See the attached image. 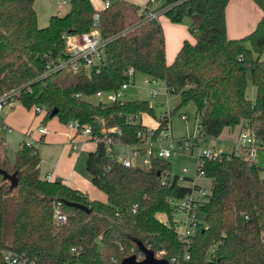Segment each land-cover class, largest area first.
Wrapping results in <instances>:
<instances>
[{
  "label": "trees",
  "instance_id": "16d2710c",
  "mask_svg": "<svg viewBox=\"0 0 264 264\" xmlns=\"http://www.w3.org/2000/svg\"><path fill=\"white\" fill-rule=\"evenodd\" d=\"M228 1L164 0L156 11L173 23L188 18L194 38L184 39L167 64L161 23L146 18L150 1L139 6L112 0L98 11L100 34L106 40L101 63L88 76L68 69L42 76L48 64L66 57L64 35L89 30L96 12L92 0H69L68 10L52 15L45 27L37 24L35 0H0V95L16 89L18 103L43 109V120L57 116L64 124L75 120L89 125L96 147L86 153L85 169L91 183L106 195V201L90 200L59 178L48 181L41 176L35 144L21 143L13 164L0 155V168L17 177V185L10 188L0 175V264L5 250L32 264H118L132 254L141 258L136 241L170 264H264L260 166L234 151L203 160L211 190L197 209L199 221L188 244L183 245L170 200L182 198L190 187L175 181L161 184V172L170 170L168 160L151 158L146 169L125 167L109 151L111 144L136 142L137 131L145 125L128 122V116L154 115L153 107L147 99L88 100L98 91L117 90L132 67L163 81L167 91L178 96L171 118L192 102L198 129L207 139L242 121L264 149V0H253L262 16L250 33L238 38L226 33ZM247 68L254 100L246 96ZM163 122L160 118L158 126ZM112 127L118 130L102 132ZM54 204L67 215L66 221L53 220ZM160 213L166 214V223Z\"/></svg>",
  "mask_w": 264,
  "mask_h": 264
},
{
  "label": "built area",
  "instance_id": "2783aa9c",
  "mask_svg": "<svg viewBox=\"0 0 264 264\" xmlns=\"http://www.w3.org/2000/svg\"><path fill=\"white\" fill-rule=\"evenodd\" d=\"M103 7L101 9L110 6L112 0H102ZM60 6L66 4V0H61L59 2ZM96 9V8H95ZM101 9H96L93 15V19L89 30L82 33L66 34L63 36L65 43V55L66 57L59 58L57 61L46 66V70L42 76L47 75L52 71L68 69L71 72L83 71L87 76L93 68H96L102 61L104 55V47L106 40L102 38L99 30V14L98 11ZM144 9L141 8L140 12ZM161 13V12H160ZM160 13L156 10H147L146 18H158ZM136 72L132 67H128L125 71L127 80L124 81L117 90L114 91H98L94 96L99 98L102 102H116L124 101L122 97L125 95L126 89L132 84L135 79ZM143 82L145 84H161L167 91L164 82L158 79H153L144 75ZM152 97L157 95L155 89H148L146 91ZM168 92V91H167ZM18 90L13 89L6 91L0 95V112L4 107H13L17 100ZM102 97H106L102 100ZM36 113H41L43 109L38 106L32 107ZM170 110L166 111L163 118L162 125L153 127L145 126L144 129L137 131V141L134 143L126 144H111L110 140L107 141L109 146V151L112 153L113 157L120 161L125 167L139 166L138 159L144 158V160L150 165L151 158H158L162 160H169L173 158L180 152L187 151L188 153L195 154L196 156V170L191 171L189 168L183 169V174H174L169 170L161 172L160 182L165 185L172 181H175L179 185H184L189 183L187 186L190 187V192L179 199H172L170 203L172 204L174 210L172 212V217L174 221V227L178 240L183 244L187 245L191 235L194 232L195 227L199 221L198 218V207L203 204L209 194L205 187L196 184V179L200 177H205L202 170L204 159H214L218 156L220 152L215 151L208 146V140L202 133H200L197 126L195 130L186 134L180 138L174 136L171 128V117L169 115ZM180 119L185 121L188 119V115L181 113L179 115ZM140 120V115H129L128 122L137 123ZM67 126L79 134L87 136L91 139V127L89 125H80L78 121H70ZM0 125V129H1ZM117 127H112L109 129L102 128V132L105 131H117ZM40 134H46L48 132L47 128L42 125L38 128ZM92 140V139H91ZM93 141V140H92ZM95 142V141H94ZM27 144H33L31 142H25ZM122 146L124 154L120 157L115 154L114 146ZM72 148L77 149L76 144H72ZM259 150V146L256 142L253 132L247 128L243 127L238 135V142L236 144L235 153L240 154L244 158L254 162L256 157V152ZM261 175L264 177V167L261 169ZM48 181H52L51 175L44 176ZM206 178V177H205ZM186 186V185H185ZM182 215V221L178 220V215ZM53 220L55 222H64L67 219V215L61 211L59 206H53ZM246 217V216H245ZM164 223L167 222V218L162 220ZM149 248V247H147ZM74 250V248H72ZM160 257L159 254H155ZM140 256V252H139ZM142 258V256H140ZM138 258V259H141ZM188 258V255H186ZM1 264H32L27 258L20 256L18 253L12 250H5L1 256Z\"/></svg>",
  "mask_w": 264,
  "mask_h": 264
},
{
  "label": "rangeland",
  "instance_id": "374dc122",
  "mask_svg": "<svg viewBox=\"0 0 264 264\" xmlns=\"http://www.w3.org/2000/svg\"><path fill=\"white\" fill-rule=\"evenodd\" d=\"M45 1V0H40V2ZM69 0H66V4L61 6V10L59 14H64L68 8H69ZM164 0H152V4L156 7H153L155 10L160 6ZM92 4L96 9H101L103 7V1L102 0H92ZM152 4L150 5L152 7ZM157 12L160 13L159 10ZM160 22L167 27L166 24H171V25H180L183 26L184 29L188 33V25L190 23V20L185 18L181 23H173L168 21V19L160 14L158 17ZM164 27V32H165V39H166V60H170L172 56H170V50H169V43L171 40L177 35L178 33L169 32L167 29ZM190 33V32H189ZM181 35H178L180 38ZM192 36V35H191ZM182 41V38H180ZM194 39V38H193ZM247 74H248V88L252 89L253 85L250 81V76H249V71L247 68ZM144 75L137 73L135 76L134 81L132 84L126 89L125 95L122 97V100H134V99H147L151 106L153 107V112L154 115H150L148 113H143L140 115V120L138 119V122L148 125L149 127L155 128L158 123L159 119L162 115L165 114L166 111L173 109L178 101L179 98L177 95L169 93L165 90L164 86L161 84H153V83H148L145 84L143 82ZM148 89H155L157 91V95L155 97H152L149 95L146 91ZM106 97H102V100H105ZM93 103H98L99 98L96 96H92L88 98ZM187 112L189 113V118L185 121L181 120L179 118L180 113ZM44 116V114L41 113H36L33 108L27 109L23 107L20 103L16 102L15 105L11 108L9 107H4L2 111L0 112V118L4 119V121H8L7 124L10 126V131H1L2 136L5 139L6 143V153L8 156V159L11 162H14L15 160V147H16V134L22 133L23 131H33L39 126L41 117ZM195 107L192 102H188L186 105L182 106L180 109L176 111V113L172 116L171 118V127L173 130V133L175 135H180V134H185L193 130L194 128V123H195ZM45 125L53 130L52 134H54L56 131L59 132V127L65 128L66 124L62 123L59 121L57 116H53L49 119L44 120ZM48 136V135H46ZM45 136V138H47ZM230 139H233L234 143V148L236 147V144L238 142V136H229ZM232 141V140H231ZM58 143V142H56ZM55 142H49L46 139L38 143V148H39V154H40V170L42 174H46L47 172H52L55 171V169L60 173V177H67L68 175L71 174L72 171H75L78 173L80 176L85 178L87 181L91 183L89 180L86 169H85V155L87 152L82 153L76 161L68 162L67 158L72 159V157H67L64 156V154L61 151V147H59V144H56ZM231 142L228 141H217L213 139L208 140V146L214 149L215 151L219 152H231L232 151V145L230 144ZM3 145V144H2ZM90 149L93 148V144L91 143ZM4 149V147H3ZM122 146H116L114 148V151L118 154V156L121 155V151H123ZM4 151L2 150V146H0V155L2 156ZM42 152V153H41ZM170 162V172L174 174H183V169L184 168H189L191 171L196 170V156L195 154L188 153L187 151L180 152L173 158H170L168 160ZM254 163L261 168L264 167V149H259L256 152V157L254 159ZM138 165L146 169L149 164L144 160V158H139L138 159ZM198 181L200 184H202L206 190L209 192L211 190V180L209 178H198ZM87 194V193H86ZM88 199H94V200H101V201H106V196L97 187H94L91 185L90 188V193L87 194ZM158 217L161 219H165L166 214L165 213H160L158 214ZM178 220L182 221V215H178Z\"/></svg>",
  "mask_w": 264,
  "mask_h": 264
},
{
  "label": "crops",
  "instance_id": "0c3cea01",
  "mask_svg": "<svg viewBox=\"0 0 264 264\" xmlns=\"http://www.w3.org/2000/svg\"><path fill=\"white\" fill-rule=\"evenodd\" d=\"M60 1L61 0H45V1L40 2V0H35L34 9L36 12L37 24L39 27H45L48 24L49 18L52 15L59 14V12L61 10V6L59 4ZM128 1L135 3L139 6H144L148 1H150V5L152 4V0H128ZM153 7H156V6H154L152 4V7L150 6L149 9L154 10ZM261 16H262V10L253 0H229L227 3V6H226V12H225L227 36L229 38H238V37H242V36L247 35L248 33H250L255 28V26H256L257 22L259 21V19L261 18ZM166 25H167V27H165L161 23V26L163 28V33H164V39H165L164 27L169 32L174 31L175 33H178L177 35H175V37L169 43V45H170L169 46L170 56H172V58L170 60L169 59L166 60V50H165V60H166V63L169 64L173 61L176 53L178 52V50L181 47L183 40L188 39L189 41L193 42L194 39L191 36V34L189 33V31L187 33V31L184 29L183 26L171 25V24H166ZM178 35H181L180 38H182V41L178 37ZM165 47H166V39H165ZM248 84H247V89H246V96L248 99L254 100V98H255V87L253 86L252 89H250V88H248ZM41 114H44V111H42ZM184 114H187L188 118H189V113L184 112ZM43 117L44 116L41 117L40 124L34 130V132L26 130V131H23L22 133H18L15 135L16 136V142H17L16 147H15V152L20 147L21 143L27 141V142H31V143L35 144L37 149H38V153H39V148H38L37 144L46 139L49 142H55V143L58 142L56 144H59L58 146L61 147V151L64 154V156H66V158L70 157V156L72 157L73 160L67 158L68 162L70 163V161H71L74 163V161H76L82 153L89 152V151H92L95 149L96 143L94 141L89 139L87 136L79 134L75 130L69 128L67 126V124H66L65 128L59 127V129H60L59 132L56 131L54 134H52V132H54V131L45 125ZM194 118H195V123H194L193 130H191L188 133L180 134V135H175L173 133L174 136L177 138H180L186 134L192 133L195 130V126H196V119H197L196 114H195ZM7 122L8 121H4V119L0 118V125L2 126L0 129V139L3 140V145H1V146H2V150L4 151L2 154L4 156H6L8 159L6 149H5L6 148L5 142L6 141L1 134V131H6V132L10 131V126L7 124ZM42 125H44L48 130V132L46 134H40L38 132V128ZM143 125H145V124H143ZM145 126H148V125H145ZM243 127H244V122H242V121L233 127H224L221 134L218 137L210 138V139H213V140L215 139L217 141L231 142L230 144L232 145V151H234V150H236V147L234 148L233 141H235L236 139L235 140L230 139L229 136H231V135L232 136L235 135V137L238 136ZM172 132H173V130H172ZM46 135H48V136H46ZM45 136L47 138H45ZM91 143L94 145L92 149H90V146H89V145H91ZM72 144H76L77 149L72 148ZM3 147H4V149H3ZM115 147H116V145L114 146V148ZM121 152H122L121 155L124 154V151H121ZM115 154L118 156L116 151H115ZM39 158H40V154H39ZM8 161H9V164H13V162H11L9 159H8ZM40 162H41V160H40ZM40 162H39V170H40ZM40 173H41V176L51 175L52 180L59 178V179H61V181L63 183L67 184L68 186H70L72 188H76L85 194L90 193L91 185H93L92 183L87 181L85 178L80 176L75 171H72L71 174L68 175L67 177H65V176L60 177L62 175H60V173L56 169H55V171H53V173L47 172L46 174H42L41 170H40ZM200 178H205V177H200ZM188 184L189 183H185L184 185L187 186ZM196 184L203 186L198 181V178L196 179ZM91 200H94V199H91Z\"/></svg>",
  "mask_w": 264,
  "mask_h": 264
},
{
  "label": "water",
  "instance_id": "95a60500",
  "mask_svg": "<svg viewBox=\"0 0 264 264\" xmlns=\"http://www.w3.org/2000/svg\"><path fill=\"white\" fill-rule=\"evenodd\" d=\"M56 113V110L51 112V116ZM0 175L2 178L6 179L10 183V188H13L17 185V177L15 173H8L6 170L0 168ZM64 203L68 206H74L76 208H80L85 211H89V209L81 204L64 201ZM136 245L138 246L141 259H138L135 254L127 256L123 258L118 264H170V262L165 258H160L155 255V253L150 249L143 245L141 241H136Z\"/></svg>",
  "mask_w": 264,
  "mask_h": 264
}]
</instances>
